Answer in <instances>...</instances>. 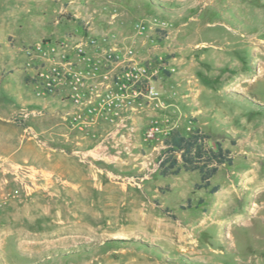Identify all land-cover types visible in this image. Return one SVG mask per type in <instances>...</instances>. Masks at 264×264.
Masks as SVG:
<instances>
[{
  "label": "rangeland",
  "instance_id": "obj_1",
  "mask_svg": "<svg viewBox=\"0 0 264 264\" xmlns=\"http://www.w3.org/2000/svg\"><path fill=\"white\" fill-rule=\"evenodd\" d=\"M102 34L168 66L161 107L84 161L73 151L106 132L90 142L38 123L20 103L25 50ZM171 129L199 130L232 164L202 188L197 172L161 176ZM0 264H264V0H0Z\"/></svg>",
  "mask_w": 264,
  "mask_h": 264
},
{
  "label": "built area",
  "instance_id": "obj_2",
  "mask_svg": "<svg viewBox=\"0 0 264 264\" xmlns=\"http://www.w3.org/2000/svg\"><path fill=\"white\" fill-rule=\"evenodd\" d=\"M133 29L136 37L148 30L142 23ZM25 55L30 59L27 70L33 72L36 96L57 97L70 105L63 113L68 132L93 138L100 130L106 132L97 138L92 150L73 151L81 160L100 157L102 147L119 145L120 139L127 143L129 135L125 138V133L135 129L137 117L161 107L157 76L159 68L168 65L161 59L154 64L151 56L141 58L133 45L114 35L41 40L27 48ZM43 114L44 110H38V116ZM171 130L161 132L163 139ZM158 132L159 124L152 122L145 137L153 139Z\"/></svg>",
  "mask_w": 264,
  "mask_h": 264
},
{
  "label": "trees",
  "instance_id": "obj_3",
  "mask_svg": "<svg viewBox=\"0 0 264 264\" xmlns=\"http://www.w3.org/2000/svg\"><path fill=\"white\" fill-rule=\"evenodd\" d=\"M208 137L199 130H193L189 136L182 135L173 129L163 139V149L157 156V169L163 177L177 175L181 171L197 172L200 183L195 188L207 187L210 179L223 165H231L232 152L220 144L215 148L209 146ZM217 186L211 188L215 193Z\"/></svg>",
  "mask_w": 264,
  "mask_h": 264
},
{
  "label": "crops",
  "instance_id": "obj_4",
  "mask_svg": "<svg viewBox=\"0 0 264 264\" xmlns=\"http://www.w3.org/2000/svg\"><path fill=\"white\" fill-rule=\"evenodd\" d=\"M19 1L25 2L26 0H19ZM29 1H31V0H29ZM32 1H38V3H46V1H48V0H32ZM41 30L42 29H40V31ZM80 38L81 37H79L77 39L79 40ZM24 80H25L24 86H25V88H27V90L24 91V95L23 94L20 95V103L24 104L26 106H29V107L37 108L38 110H41V109L44 110V114L42 116H39V118H38V123L45 120V117L46 118L50 117V118H54V120H55V123L52 124V126L54 125V127H59L61 129L67 130V127H66L64 120H63V113L70 107V105L68 103L61 102L60 99L57 97L40 99L38 97L32 96L33 93H31V89L33 90V88H31V89L28 88V87L33 86L31 84V75L29 72L25 73V79ZM54 104H57L58 106L53 108ZM45 131H47L46 127L43 128L42 126L38 125V132L40 134H43V132H45ZM75 134L79 135L80 133H78V134L75 133ZM80 135H82V136H80V137H82V139H87L88 141L91 142V139H89L90 135L89 136H85L83 134H80Z\"/></svg>",
  "mask_w": 264,
  "mask_h": 264
},
{
  "label": "bare ground",
  "instance_id": "obj_5",
  "mask_svg": "<svg viewBox=\"0 0 264 264\" xmlns=\"http://www.w3.org/2000/svg\"><path fill=\"white\" fill-rule=\"evenodd\" d=\"M140 227H141V225H140V226L138 225V228H140ZM136 228H137V227H136Z\"/></svg>",
  "mask_w": 264,
  "mask_h": 264
}]
</instances>
